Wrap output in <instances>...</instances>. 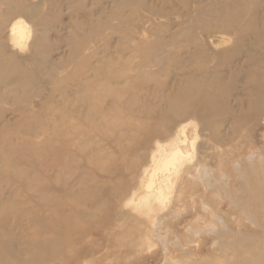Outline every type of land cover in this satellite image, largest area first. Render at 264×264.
Instances as JSON below:
<instances>
[{
    "label": "rangeland",
    "instance_id": "obj_1",
    "mask_svg": "<svg viewBox=\"0 0 264 264\" xmlns=\"http://www.w3.org/2000/svg\"><path fill=\"white\" fill-rule=\"evenodd\" d=\"M21 1L0 0L32 77L0 80V264H264V0Z\"/></svg>",
    "mask_w": 264,
    "mask_h": 264
},
{
    "label": "bare ground",
    "instance_id": "obj_2",
    "mask_svg": "<svg viewBox=\"0 0 264 264\" xmlns=\"http://www.w3.org/2000/svg\"><path fill=\"white\" fill-rule=\"evenodd\" d=\"M19 1L22 2L21 0H19ZM49 1L52 2L54 0H49ZM20 2H19V5H16L14 7H12V6L10 7V5H8L10 7L9 9L13 8L11 12H17L19 17L27 16L30 19H34L35 17L39 16L40 13H42L41 4L38 3V4H33V5H25V4H20ZM47 24H50V23H48L46 18L43 16L42 20L37 25L42 27V25H47ZM14 26H15V29L13 27L12 31L17 30L15 33H19V31H20V35H23V29L21 27L22 25L17 24V25H14ZM42 28H44V27H42ZM38 31H40V30H38ZM87 40H88V38H84V37L80 36V41H82L83 43L87 42ZM45 41H46V35L44 33L42 35L38 36V38L37 37L35 38L34 43L31 45V50H32L34 58L36 56L40 55V51H38V48L42 44H44ZM77 47H79V45ZM11 61H12L11 60V56L4 55L3 52L0 50V80L4 79V81L6 82L7 78L9 76H11V78L14 79V83L17 86H19L21 88L27 87L30 84V82H31L30 78H32L28 74L29 71L24 69L21 66L16 65V64L13 65L12 63H14V62H11ZM50 76H54L53 71L50 73ZM258 81L260 83V86L263 85L264 79L261 80V78H258ZM201 89L202 88L200 86H198V85L190 84L182 92V94L180 96V101L178 103L184 104L185 102H187L188 106H189V107H187V111L191 112L195 108L194 110H196V113L200 114L203 117H205L207 115V117L210 118V116L214 113V110H215V97L211 94V92L209 90H206V89H205L204 93H201V92L199 93V90H201ZM178 107H181V105H178ZM174 109H176V108L174 107ZM177 110H180V109H176L173 112L177 113ZM201 112L204 115H202ZM207 117H205V118H207ZM180 152H181L180 149L177 148V149L171 150L169 153H166L164 158H163V161H162L164 163V167H166L168 165H173L174 162L176 161V157L180 158L179 157L180 156L179 155ZM72 226L76 228V225H72ZM155 226H157V225H155ZM87 231H86V233H87ZM80 236H82V234ZM51 240H52V238H51ZM46 243L47 242H43V243L40 244V246L44 247ZM49 243H50L49 247L53 246V242L52 241H49ZM51 250H53V247H52ZM51 250H50V252H52ZM217 264H221V263L218 262Z\"/></svg>",
    "mask_w": 264,
    "mask_h": 264
},
{
    "label": "water",
    "instance_id": "obj_3",
    "mask_svg": "<svg viewBox=\"0 0 264 264\" xmlns=\"http://www.w3.org/2000/svg\"><path fill=\"white\" fill-rule=\"evenodd\" d=\"M182 133H183V131H182ZM179 140H180V139H179ZM132 201H134V199H133Z\"/></svg>",
    "mask_w": 264,
    "mask_h": 264
}]
</instances>
